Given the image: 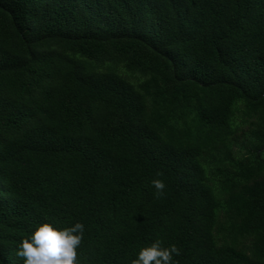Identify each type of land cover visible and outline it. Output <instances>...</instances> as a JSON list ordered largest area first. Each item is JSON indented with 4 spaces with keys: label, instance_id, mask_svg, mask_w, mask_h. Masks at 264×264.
I'll use <instances>...</instances> for the list:
<instances>
[{
    "label": "trees",
    "instance_id": "16d2710c",
    "mask_svg": "<svg viewBox=\"0 0 264 264\" xmlns=\"http://www.w3.org/2000/svg\"><path fill=\"white\" fill-rule=\"evenodd\" d=\"M46 220L264 264V0H0V264Z\"/></svg>",
    "mask_w": 264,
    "mask_h": 264
},
{
    "label": "clouds",
    "instance_id": "9594fccd",
    "mask_svg": "<svg viewBox=\"0 0 264 264\" xmlns=\"http://www.w3.org/2000/svg\"><path fill=\"white\" fill-rule=\"evenodd\" d=\"M163 173L158 172L157 177ZM159 198L165 194L166 184L163 179L151 181ZM85 225L76 221L68 226H60L55 221L38 223L35 228L18 244L16 255L23 259V264H85L78 258V248L84 237ZM180 249L175 244L165 245L156 239L140 247L131 264H176L174 256ZM86 264H95L89 260Z\"/></svg>",
    "mask_w": 264,
    "mask_h": 264
}]
</instances>
